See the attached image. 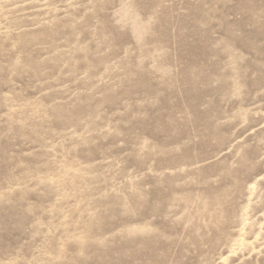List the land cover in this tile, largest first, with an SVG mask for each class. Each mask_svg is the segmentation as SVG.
<instances>
[{"label":"rangeland","instance_id":"rangeland-1","mask_svg":"<svg viewBox=\"0 0 264 264\" xmlns=\"http://www.w3.org/2000/svg\"><path fill=\"white\" fill-rule=\"evenodd\" d=\"M0 264H264V0H0Z\"/></svg>","mask_w":264,"mask_h":264}]
</instances>
